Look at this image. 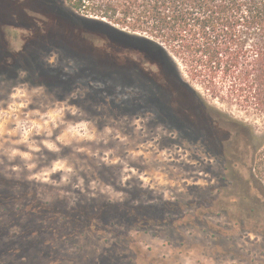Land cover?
Segmentation results:
<instances>
[{"label": "rangeland", "instance_id": "obj_1", "mask_svg": "<svg viewBox=\"0 0 264 264\" xmlns=\"http://www.w3.org/2000/svg\"><path fill=\"white\" fill-rule=\"evenodd\" d=\"M85 17L66 0H0V181L11 183L0 188L16 194L12 216L28 202L49 215L114 202L124 208L111 205L118 213L95 221L96 230L48 231L41 248L22 243L0 264H264V236L214 208L236 194L237 175L224 168L234 145L229 138L245 134L238 122H247L264 146V116L214 97L184 67L199 95H183L180 105L169 104L174 115H160L148 98L151 86H122L121 77L81 58L88 44L79 36L111 38L85 26ZM24 48L16 58L29 52L34 72L28 63L9 70L7 58ZM193 108L200 111L196 120L188 117ZM19 181L28 187L16 190ZM145 212L166 221L137 229L134 218ZM197 212L201 221L182 220Z\"/></svg>", "mask_w": 264, "mask_h": 264}, {"label": "trees", "instance_id": "obj_2", "mask_svg": "<svg viewBox=\"0 0 264 264\" xmlns=\"http://www.w3.org/2000/svg\"><path fill=\"white\" fill-rule=\"evenodd\" d=\"M66 1L74 10L86 15L85 26L111 37L92 36L87 40L79 36L81 39L77 41L81 45L88 44L85 45L88 48L81 46L86 49L81 52V58L89 61L99 73L104 70L106 75L121 77L122 86L135 81L151 86L148 98L157 103L160 115H174L169 104L180 105L183 95H199L183 76L184 67L207 90H213L214 97L234 101L247 112L264 116V0ZM25 48L7 58L9 70L30 66L25 69L34 72L36 62L29 52L27 58L19 61ZM135 55H140L142 60L136 61ZM144 64H150L156 73H146ZM189 110L191 120L200 116L199 110ZM203 114L202 119H206ZM223 116L227 117L224 113ZM238 124L246 129L245 134L237 132L234 138H229L234 139V145L224 165L227 171L237 175L232 182L236 194L229 199L219 198L214 208L231 213L237 225L264 236V146L251 124ZM225 126L219 123V130L223 132ZM10 184L0 181V187ZM14 185L18 191L28 187L21 181ZM15 195L0 188V257L21 250L22 243L27 249L41 248L40 238L48 231L75 227L96 230L95 221L118 213L116 209H109L111 205L124 208L123 203L114 202L98 204L92 212L82 206L81 212L75 207L67 214L55 210L49 215L51 213L44 212L41 206L28 202L19 207L22 213L12 216L7 210ZM32 201H36V197ZM138 206L153 204L141 202ZM194 215L188 213L182 220L188 224L202 220L200 212L195 215L196 220ZM164 221L166 219L160 220L158 214L151 217L145 212L143 216H135L134 225L147 230ZM16 227L18 230L14 232ZM115 261L120 260L104 259L103 263Z\"/></svg>", "mask_w": 264, "mask_h": 264}]
</instances>
